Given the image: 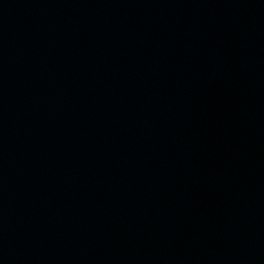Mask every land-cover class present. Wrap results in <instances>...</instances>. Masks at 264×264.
<instances>
[{"label": "water", "instance_id": "1", "mask_svg": "<svg viewBox=\"0 0 264 264\" xmlns=\"http://www.w3.org/2000/svg\"><path fill=\"white\" fill-rule=\"evenodd\" d=\"M0 264H264V247L0 0Z\"/></svg>", "mask_w": 264, "mask_h": 264}]
</instances>
